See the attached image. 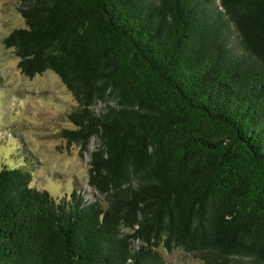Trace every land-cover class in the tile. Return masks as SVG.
Returning a JSON list of instances; mask_svg holds the SVG:
<instances>
[{
    "label": "trees",
    "instance_id": "trees-1",
    "mask_svg": "<svg viewBox=\"0 0 264 264\" xmlns=\"http://www.w3.org/2000/svg\"><path fill=\"white\" fill-rule=\"evenodd\" d=\"M17 1L4 45L73 95L100 199L3 162L0 264H264V0Z\"/></svg>",
    "mask_w": 264,
    "mask_h": 264
},
{
    "label": "rangeland",
    "instance_id": "rangeland-1",
    "mask_svg": "<svg viewBox=\"0 0 264 264\" xmlns=\"http://www.w3.org/2000/svg\"><path fill=\"white\" fill-rule=\"evenodd\" d=\"M17 0H0V167L28 166L33 174L31 186L61 198L76 190L89 201L99 195L88 185L89 151L69 143L63 129L73 126L68 115L77 108L73 95L53 72L34 78L25 76L13 49L4 39L14 29L24 28ZM8 164V163H5ZM9 165V164H8ZM159 252L168 264H201L182 250Z\"/></svg>",
    "mask_w": 264,
    "mask_h": 264
}]
</instances>
